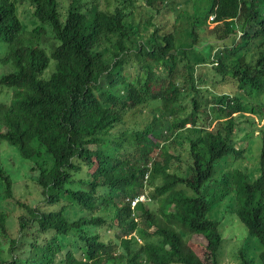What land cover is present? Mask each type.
I'll list each match as a JSON object with an SVG mask.
<instances>
[{
    "label": "trees",
    "instance_id": "trees-1",
    "mask_svg": "<svg viewBox=\"0 0 264 264\" xmlns=\"http://www.w3.org/2000/svg\"><path fill=\"white\" fill-rule=\"evenodd\" d=\"M156 1L0 0L9 51L0 86L15 89L0 105V142L35 162L30 175L52 208L16 197L0 164V257H10L0 264H220L224 227L203 194L218 164L224 193L236 198L232 213L261 244L264 264V0H160L175 24L188 19L191 47L159 29ZM138 8L149 15L142 25ZM228 83L236 89L220 92ZM243 136L262 139L260 157ZM245 153L256 171L224 175ZM145 193L152 201H128ZM18 209L13 237L7 224ZM240 258L251 264L247 251Z\"/></svg>",
    "mask_w": 264,
    "mask_h": 264
},
{
    "label": "rangeland",
    "instance_id": "rangeland-1",
    "mask_svg": "<svg viewBox=\"0 0 264 264\" xmlns=\"http://www.w3.org/2000/svg\"><path fill=\"white\" fill-rule=\"evenodd\" d=\"M156 6L160 10V14L156 15V18L160 22L159 29L162 30V32H173L175 31V34L177 35V46L182 42L183 46L185 47H191L192 42L194 39L193 32L190 31L189 25H188V19L184 18L183 20L179 21L175 24L173 18L174 13L169 8H164L162 4L160 3V0L156 1ZM21 10H24L26 12L25 15V23L30 27L31 22L34 21L33 16L31 15L32 7L29 4L23 5L20 7ZM135 11V10H134ZM134 15V20L136 23L142 25L145 20H147L149 17L148 12L146 9L138 8ZM141 19V22H137V20ZM214 25L210 27L212 29ZM153 30V28H151ZM228 43H230V40H227ZM8 45L0 42V76L2 75V68L3 65L1 63L2 60H4L7 57L8 54ZM9 66L11 67L12 64L9 63ZM200 72H211V66L210 65H203L198 68ZM163 71H161V74ZM161 83L164 85L166 82H163L161 80ZM236 89L235 85L233 83L224 84L220 87V92H232ZM15 89H10L6 87L0 86V105H10L11 97L13 96V92ZM205 97L210 102L214 101V97L208 93H204ZM261 99L264 101V96L261 97ZM186 108H188V104L184 102ZM152 119V117H151ZM5 114L0 111V126L5 125ZM169 131V130H168ZM258 133V132H257ZM170 131L165 132L163 135V139L167 140L169 137ZM246 142L244 143V146H248V143L254 144V150L252 154H256L260 157L261 148H262V139H254V138H247L245 136L242 137ZM176 140L179 145L184 146L185 148L188 147L187 141L182 138L181 136L177 135ZM238 146L241 150H246L245 147ZM252 154H250V157H252ZM158 151H155L153 153V156H157ZM258 160L257 158L250 159L249 155L247 153L244 154V159L236 160V159H230L228 164L223 165L221 171L224 172V175H233L234 171L241 170L242 172L248 173L251 171H256V168L258 167ZM0 164L3 168L4 172L7 174V176L10 177L14 184V192L16 197H20L22 199H26L29 201L30 205H36L37 207H41L43 211H52L51 207H48L46 204L43 203V198L41 197L40 191L35 185V180L31 177L30 173L31 170L35 167V162L32 160H25L23 159L20 154L9 146L6 142L1 141L0 142ZM7 166V167H6ZM220 164L216 167V174L214 175L213 180L205 186L203 189V194L206 195L209 203H211V212L209 214V217L214 220L222 221L223 227H224V234H225V242L222 245L221 248V254L219 258L220 264H242L241 260L243 258H240V260L237 259V255L239 250H245L247 251L248 255L251 257V264H261V253H262V246L261 244L253 238H248L245 229L243 228V224L238 221V217L235 215V213H232V210L235 209V201L236 198L231 195V193H224V186H223V178H217L218 176V170H219ZM159 183V181H157ZM214 184L215 186H218L217 188H212ZM210 185V186H209ZM209 186V187H208ZM208 187V188H207ZM178 189L186 191L191 196H197V194L190 189H188L185 185H179L177 187ZM212 188L209 192L208 189ZM235 187L233 186V189L231 192L234 194ZM210 193V194H209ZM224 194V195H223ZM1 195V190H0ZM0 210L3 211L7 207V202L3 201L0 197ZM6 203V204H5ZM151 208L154 210H157L159 205L152 203ZM238 208V207H237ZM236 208V209H237ZM21 210H16L12 213L11 218L8 220V229L11 232L13 237H16L18 232V225H19V216H20ZM74 214V215H73ZM71 215L75 216V212H71ZM154 229H152L153 231ZM122 236V235H121ZM138 240L142 243L147 242L149 239H142L138 237ZM156 240V239H153ZM80 246H83L84 244L79 240ZM6 251V250H5ZM0 259L4 261H8L10 257L8 255H1ZM65 259V258H61Z\"/></svg>",
    "mask_w": 264,
    "mask_h": 264
},
{
    "label": "clouds",
    "instance_id": "clouds-1",
    "mask_svg": "<svg viewBox=\"0 0 264 264\" xmlns=\"http://www.w3.org/2000/svg\"><path fill=\"white\" fill-rule=\"evenodd\" d=\"M213 19H214V18L211 17L210 22H211ZM212 25H214V27L216 26L215 24H212ZM212 25H211V26H212ZM214 27H213V28H214ZM213 28H212V29H213ZM229 40H230V42H232V39H229ZM165 132H168V131H165ZM165 132H164V133H165ZM168 133H169V132H168ZM169 136H170V134H169ZM168 138H169V137H168ZM151 164H152V163H149V166H148L150 169L152 168V165H151ZM149 178H150V171L146 174V177H145L146 182H148ZM141 196H142V197L144 196L145 199L142 200V201H139V202H146V201H147V202H150V201H152V199H151V197L148 195V193H145V194H143V195H140V196L136 197V198L133 199V200L130 199V198H128V201L131 202V204H132L133 207H136V206L138 205L139 202H137L136 204H134V203L136 202L137 199L141 198Z\"/></svg>",
    "mask_w": 264,
    "mask_h": 264
},
{
    "label": "bare ground",
    "instance_id": "bare-ground-1",
    "mask_svg": "<svg viewBox=\"0 0 264 264\" xmlns=\"http://www.w3.org/2000/svg\"><path fill=\"white\" fill-rule=\"evenodd\" d=\"M68 49H69V48H68ZM1 166H2V165H1ZM6 167H7V166H6ZM36 167H37V166H36ZM122 182H123V181H122ZM124 182H125V181H124ZM140 183H141V182H140ZM140 183H138V184H140ZM121 184H122V183H121ZM123 185H126V184L124 183ZM123 188H124V187H123ZM137 189H138V188H137ZM116 191H117V189H116ZM0 200H1V199H0ZM5 204H6V203H5ZM70 213H71V212H70ZM54 214H55V213H54ZM73 215H74V214H73ZM66 216L68 217V215H66ZM74 218H75V217H74ZM75 219H76V218H75ZM65 220H66V219H65ZM63 221H64V220H63ZM67 221H68V220H67ZM75 221H76V220H75ZM65 222H66V221H65ZM68 223H70V222H68ZM71 223H72V222H71ZM67 225H68V224H67ZM120 227H121V226H120ZM91 228H93V227H91ZM94 228H95V227H94ZM96 228H97V227H96ZM131 229H132V228H131ZM52 230H53V229H52ZM123 230H124V229H123ZM89 231H90V230H89ZM89 231H88V232H89ZM91 231H92V229H91ZM50 232H52V231H50ZM94 232H95V231H94ZM91 233H93V232H91ZM61 234H62V233H61ZM88 234H90V233H88ZM57 235H58V234H57ZM91 235H92V234H91ZM60 236H61V235H60ZM92 236H93V235H92ZM92 236H91V237H92ZM89 237H90V236H89ZM89 237H88V238H89ZM138 237H139V236H138ZM88 238H87V239H88ZM111 239H112V238H111ZM137 239H138V238H137ZM113 240H114V239H113ZM129 240H130V239H129ZM92 241H93V240H92ZM140 241H141V240H140ZM44 243H45V242H44ZM92 243H94V242H92ZM108 243H109V242H108ZM141 243H142V242H141ZM110 244H111V243H110ZM93 245H94V244H93ZM108 245H109V244H108ZM141 245H142V244H141ZM147 245H148V244H147ZM142 246H143V245H142ZM145 246H146V245H145ZM145 246H144V247H145ZM110 247H111V245H110ZM44 248H45V247H44ZM139 248H140V247H139ZM139 248H138V249H139ZM105 249H108V247L105 248ZM128 249H129V248H128ZM133 250H134V249H133ZM137 251H138V250H137ZM140 251H141V250H140ZM107 252H109V251L107 250ZM112 252H113V251H112ZM133 252H136V251H133ZM138 252H139V251H138ZM70 253H71V252H70ZM133 254H134V253H133ZM114 255H115V254H114ZM134 255H135V254H134ZM134 255H132V257H134ZM111 256H112V253H111ZM129 256H130V255H129ZM148 257H149V256H148ZM133 259H135V258H132L131 260H133ZM150 259H151V258H150ZM94 260H95V259H94ZM131 260H130V261H131ZM117 261H118V260H117ZM134 261H135V260H134ZM84 262H85V260H84ZM87 262H88V261H87ZM87 262H85V263H87ZM137 262H138V260H137ZM146 263H147V262H146ZM149 264H150V263H149Z\"/></svg>",
    "mask_w": 264,
    "mask_h": 264
},
{
    "label": "built area",
    "instance_id": "built-area-1",
    "mask_svg": "<svg viewBox=\"0 0 264 264\" xmlns=\"http://www.w3.org/2000/svg\"><path fill=\"white\" fill-rule=\"evenodd\" d=\"M144 199H145V197H144V196H143V197L141 196V198L137 199L136 202H135L134 204H136L137 202L142 201V200H144Z\"/></svg>",
    "mask_w": 264,
    "mask_h": 264
}]
</instances>
